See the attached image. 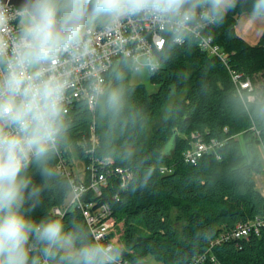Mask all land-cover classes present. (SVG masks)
Here are the masks:
<instances>
[{"label": "trees", "instance_id": "1", "mask_svg": "<svg viewBox=\"0 0 264 264\" xmlns=\"http://www.w3.org/2000/svg\"><path fill=\"white\" fill-rule=\"evenodd\" d=\"M250 7V0H241L220 26L208 30L229 54L232 68L250 77L254 89L245 92L243 99L225 66L199 49L191 36L181 44L166 41L159 54L160 66L149 75L156 85L154 91L130 82L128 59H118L106 73L104 89L122 87L126 108L120 121L110 122L96 104V154L130 167L133 177L121 189L118 176L109 174L102 195L95 199L109 203L116 224H121L119 243L114 246L120 256L134 262L151 255L163 264H187L224 230L256 217L264 219V196L254 180V173L263 172L264 85L256 86L254 75L264 74V28L253 44L234 29L236 17L248 13ZM172 94L180 98L146 138L149 126ZM91 118L82 101L70 109L67 139L59 148L66 155L87 133ZM192 131L205 139L224 140L216 151L220 158L207 153L195 163L183 162L181 152ZM132 146L134 152L128 150ZM56 159L55 154L47 165L53 173L48 178L42 177L39 166L29 167L33 185L42 191L34 208L25 207L36 220L59 218L66 229L80 228L94 241L79 209L69 208L62 217L50 213L69 191L67 179L55 169ZM161 165L171 171L162 174ZM90 197L88 192L85 199ZM210 251L218 264H264V224L258 234L251 233L238 242H220ZM202 264L214 263L207 257Z\"/></svg>", "mask_w": 264, "mask_h": 264}, {"label": "clouds", "instance_id": "2", "mask_svg": "<svg viewBox=\"0 0 264 264\" xmlns=\"http://www.w3.org/2000/svg\"><path fill=\"white\" fill-rule=\"evenodd\" d=\"M241 0H0V264H116L119 249L66 229L59 218L34 219L48 163L66 142L65 95L72 69L92 53L97 29L114 32L125 22L163 25L179 41L220 26ZM248 19L264 26V0H250ZM163 48V44H161ZM146 66L155 69L152 58ZM111 121L124 116L120 86L93 88Z\"/></svg>", "mask_w": 264, "mask_h": 264}, {"label": "built area", "instance_id": "3", "mask_svg": "<svg viewBox=\"0 0 264 264\" xmlns=\"http://www.w3.org/2000/svg\"><path fill=\"white\" fill-rule=\"evenodd\" d=\"M212 27L197 30L194 35L190 36L196 40L199 49L217 58L225 66L236 93L243 99L245 92L253 91V83L250 77H244L242 72L232 68L229 54L208 31ZM168 40L181 44L185 38L177 41L165 31L163 25L157 26L150 22H125L114 32L97 29L93 36L90 57L72 69L65 95L66 117L74 104L82 101L92 113V118L87 133L82 134L75 141V145L70 148L75 154L74 158H71L72 153L66 155L60 149L56 153L55 169L60 176L67 179L69 191L62 203L52 206L50 213L53 216L62 217L69 208L74 206L81 211L93 240L106 246L114 247L117 244V224L110 204L98 203L95 198L102 195L109 174L117 175L119 188L125 189L133 177V170L127 166L117 165L109 156L96 154L99 139L95 132L96 102L93 88L97 86L105 88V75L114 62L120 58L128 59L133 70H145L149 75L154 73L160 66L159 54L163 49L161 44L164 47ZM148 58L156 62L157 66L154 70L146 66ZM250 97L251 95H247V99ZM223 129L226 130V127ZM223 143L224 140L215 137L205 139L200 132L192 131L188 135V146L181 152V160L185 163H195L207 153H214L219 159L220 156L216 151ZM159 171L164 174L170 172L171 168L161 165ZM88 192H91V197L85 199ZM263 224L264 219L258 217L236 223L232 228L221 232L215 240L210 241L207 250L193 257L187 264H202L207 257L214 264H218L214 254L210 251L212 246L227 240L238 242L247 238L251 233L258 234ZM116 264L141 263L140 260L133 262L119 255Z\"/></svg>", "mask_w": 264, "mask_h": 264}, {"label": "rangeland", "instance_id": "4", "mask_svg": "<svg viewBox=\"0 0 264 264\" xmlns=\"http://www.w3.org/2000/svg\"><path fill=\"white\" fill-rule=\"evenodd\" d=\"M235 32L238 36L243 38L245 41H247L250 44H253L257 41L259 35L261 34L264 26L258 27L257 25L253 24L249 19H248V13L241 14L240 16H237L235 19ZM255 79V84L256 86H262L264 85V74L257 73L254 75ZM130 82L131 83H141L146 86V88L149 91H154L156 89V85L152 84L149 80V73L145 70H133L131 69L130 73ZM180 98L179 95L177 94H172L170 97V102L168 105L159 113V115L153 120L152 125L149 126V129L146 132L145 137L147 138L151 131L154 128H157L161 121L164 119V117L169 113L171 107L173 106V103L175 102L176 99ZM252 99V96L250 97ZM128 150L130 152H134L136 150V147H128ZM73 150L69 149V154L72 153ZM261 158L264 163V152L260 151ZM75 154H71V158H74ZM256 179L258 184L260 185L261 189L263 187L264 189V172L260 174H256ZM121 224L117 225V228L120 227ZM141 264H163L160 261L155 260L151 255H147L144 258L140 259Z\"/></svg>", "mask_w": 264, "mask_h": 264}, {"label": "crops", "instance_id": "5", "mask_svg": "<svg viewBox=\"0 0 264 264\" xmlns=\"http://www.w3.org/2000/svg\"><path fill=\"white\" fill-rule=\"evenodd\" d=\"M262 163H263V160H262ZM263 172H264V163H263ZM256 174H260V173H254V180H255L256 187L262 193V195L264 196V189H263V187L261 189L260 185L258 184L257 179H256V177H257ZM119 230H120V227L117 228V234H116V243L117 244L119 243V236H118L119 235Z\"/></svg>", "mask_w": 264, "mask_h": 264}, {"label": "water", "instance_id": "6", "mask_svg": "<svg viewBox=\"0 0 264 264\" xmlns=\"http://www.w3.org/2000/svg\"><path fill=\"white\" fill-rule=\"evenodd\" d=\"M14 2H19V0H14ZM71 208H74V206H72Z\"/></svg>", "mask_w": 264, "mask_h": 264}]
</instances>
